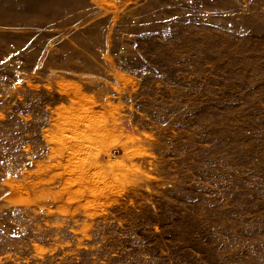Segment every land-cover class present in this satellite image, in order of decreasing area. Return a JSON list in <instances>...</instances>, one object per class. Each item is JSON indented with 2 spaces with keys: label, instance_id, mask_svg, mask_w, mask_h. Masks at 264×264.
Returning a JSON list of instances; mask_svg holds the SVG:
<instances>
[{
  "label": "rangeland",
  "instance_id": "1",
  "mask_svg": "<svg viewBox=\"0 0 264 264\" xmlns=\"http://www.w3.org/2000/svg\"><path fill=\"white\" fill-rule=\"evenodd\" d=\"M0 264H264V0H0Z\"/></svg>",
  "mask_w": 264,
  "mask_h": 264
}]
</instances>
